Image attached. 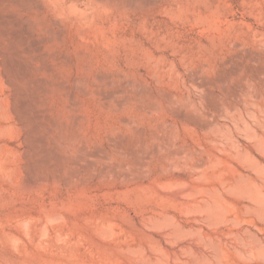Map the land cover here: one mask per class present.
Returning <instances> with one entry per match:
<instances>
[{"label": "rangeland", "instance_id": "obj_1", "mask_svg": "<svg viewBox=\"0 0 264 264\" xmlns=\"http://www.w3.org/2000/svg\"><path fill=\"white\" fill-rule=\"evenodd\" d=\"M10 1L0 264H264V0Z\"/></svg>", "mask_w": 264, "mask_h": 264}, {"label": "bare ground", "instance_id": "obj_2", "mask_svg": "<svg viewBox=\"0 0 264 264\" xmlns=\"http://www.w3.org/2000/svg\"><path fill=\"white\" fill-rule=\"evenodd\" d=\"M8 1L11 2L10 0H8ZM12 1H13V0H12ZM24 1H25V0H24ZM1 2H2V1H1ZM1 2H0V3H1ZM9 2H8V3H9ZM13 2H14V1H13ZM16 2H18V0H17ZM16 2H14V3H16ZM25 2H26V1H25ZM8 3H6V4H8ZM4 4H5V2H4ZM10 4L12 5V2H11ZM10 4H9V6H10ZM17 4H18V3H17ZM20 4L23 5L24 3H20ZM13 5L15 6V4H13ZM22 5H21V7L23 8ZM24 5H25V4H24ZM14 6H13V7H14ZM0 7H1V4H0ZM7 7H8L7 5H6L5 7L2 6L1 9H3V8L7 9ZM21 7H20V8H21ZM8 8H9V10H11V9H10L11 7H8ZM16 8H17V7H16ZM24 8H25V7H24ZM24 8H23V9H24ZM1 9H0V10H1ZM14 9H15V8H14ZM25 9H26V8H25ZM29 9H30V8H29ZM9 10H7V11H9ZM17 10H18V9H17ZM17 10H16V11H17ZM19 10H20V9H19ZM16 11H15V12H16ZM0 12H1V11H0ZM2 12H3V10H2ZM2 12L0 13V26H2V25L4 26V24H9V26H10V23H11V24L13 23V20L11 19V18H12V15H11V18H9V19H8V18L5 19L6 17H4V16H5L6 14L3 15ZM5 12H6V11H5ZM10 12H11V11H10ZM12 12H13V11H12ZM15 12H14V13H15ZM16 13H17V12H16ZM23 13H24V12H23ZM10 14H13V13H10ZM21 14H22V13H21ZM17 15H18V14H17ZM8 16H10V15H8ZM8 16H7V17H8ZM19 16H20V15H19ZM14 17L16 18V16H14ZM15 18H14V19H15ZM17 18H18V17H17ZM26 19H27V18H26ZM16 20H17V19H16ZM23 20H24V19H23ZM23 20H22V21H23ZM18 21H19V20H18ZM22 21H21V22H22ZM19 22H20V21H19ZM21 22H20V23H21ZM28 22H29V21H28ZM15 23H17V22L15 21ZM23 23H25V22H23ZM26 23H27V22H26ZM13 24H14V23H13ZM13 24H12L11 26H13ZM23 25H24V24H23ZM28 25H29V24H28ZM3 26H2V28H3ZM11 26H10V27H11ZM16 26H18V24H16ZM21 26H22V25H21ZM6 27H7V25H6ZM13 27H15V26H13ZM13 27H12V28H13ZM4 28H5V26H4ZM12 28H11V29H12ZM16 28H17V27H16ZM26 28H27V27H26ZM29 28L31 29L32 27H29ZM0 29H1V28H0ZM5 29H6V28H5ZM18 29H19V28H18ZM40 29H41V28H40ZM6 30H7L8 32H10V31H9L10 29H9V30L6 29ZM16 30H17V29H16ZM21 30H22V31H25L26 29H25V30L21 29ZM34 30H35V29H34ZM4 31H5V30H4ZM14 31H15V30H14ZM28 31H29V30H28ZM8 32H7V33H8ZM5 33H6V32H5ZM10 33H11V32H10ZM17 33H18V32H16V34H17ZM1 34H3V32L1 33V31H0V35H1ZM19 34H21V32H20ZM6 35H7V34H6ZM11 35H12V34H11ZM21 35H22V34H21ZM21 35H20V37H21ZM2 36H3V35H2ZM7 36H8V35H7ZM9 36H10V35H9ZM16 36H17V35H16ZM30 36H31V34H30ZM37 36H38V35H37ZM14 37H15V36H14ZM14 37H13V38H14ZM24 37H25V36H24ZM40 37H41V36H40ZM11 38H12V36H11ZM13 38H12V39H13ZM0 39H1V41H2V38H1V37H0ZM3 39H4V38H3ZM38 39H40V38H37V40H38ZM9 40H10V39H9ZM9 40H7V41L4 40V41L8 42ZM28 40H29V39H28ZM1 41H0V44H3V42H1ZM13 41H14V40H13ZM13 41H12V42H13ZM35 41H36V40H35ZM40 41H41V40H40ZM22 42H24V40H22ZM4 44H5V43H4ZM9 44H11V43H9ZM19 45H20V38H16L15 41L13 42V45H12L11 51L7 49V48H8V45H7V44H6V48H5L4 46H1V47H2V48L4 47V49H7V51H9V53H6V56H7V54H9V55L7 56L8 59H7L6 57H5V59L8 60V63H7V64L10 66V70H11V68H12L13 71H14L13 73H15V76L18 77V78H21V80H22V78H24V76H25V74H26L27 71L25 70L24 66L22 65L23 63H22V62L19 63V61L17 60V59H19V58L22 57V56H21V57L18 58L17 55H16V54H18V55L20 54V53H16V51L18 52V49H17V48L19 47ZM21 45H22V43H21ZM35 45H36V44H35ZM23 47H24V46H23ZM30 47H31V46H30ZM20 48H22V46L19 47V49H20ZM37 48H38V47H37ZM40 48H41V47H40ZM9 49H10V48H9ZM16 49H17V50H16ZM29 49H30V48H28V45H27V47H25L24 50H23V49H22V50H23L24 52L26 51V54L28 55V53H29V52H28ZM31 49H32V48H31ZM32 50H33V49H32ZM1 51H3V50H1ZM7 51L4 50V52H7ZM34 51H35V50H34ZM27 52H28V53H27ZM0 53H2V52H0ZM15 53H16V54H15ZM41 53H42V52H41ZM2 54H4V53H2ZM13 54H14V55H13ZM2 56H5V55H2ZM15 56L17 57V59H16ZM24 57H26L25 54H24ZM24 57H23V58H24ZM30 57H31V56H30ZM26 58L28 59V57H26ZM34 58H35V57H34ZM42 58H43V57H42ZM0 59H1V58H0ZM5 59H4L3 62H5ZM21 59H22V58H21ZM29 59H30V58H29ZM22 60H23V59H22ZM25 60H26V59H25ZM0 61L2 62V60H0ZM40 62H41V61H40ZM24 63H25V61H24ZM3 65H4V67H5L6 63H4ZM8 65H7V66H8ZM24 65H25V64H24ZM7 66H6V67H7ZM26 66H27V65H26ZM6 67H5V68H6ZM7 68H8V67H7ZM39 68H41V67H39ZM2 69H3V67H2ZM8 69H9V68H8ZM8 69L3 70V71H7ZM37 69H38V68H37ZM37 69H36V70H37ZM34 70H35V69H34ZM3 71H2V72H3ZM11 71H12V70H11ZM28 71H29V69H28ZM2 72H1V73H2ZM10 73H12V72H10ZM5 74H7V73L5 72ZM1 75H2V74H1ZM7 75H8V74H7ZM11 76H14V74H12ZM5 77H7V76H5ZM9 77H10V76H9ZM35 77H36V76H35ZM10 78H11V80H12V77H10ZM13 79L16 80V78H13ZM24 79H25V78H24ZM29 79H30V78H29ZM32 79H33V78H32ZM6 80H7V79L5 78V82H6ZM15 80H14V81H15ZM17 80H20V79H17ZM21 80H20V82H21ZM25 80H26V79H25ZM36 80H37L36 82H38V78H37ZM8 81H10V80L8 79ZM8 81H7V82H8ZM32 81L35 82L34 80H32ZM5 82H4V83H5ZM16 82H18V81H15V82H14V83H15V86H16V84H17ZM26 82H27V81H26ZM30 82H31V80H30ZM36 82H35V83H36ZM4 83H3V84H4ZM8 83H9V82H8ZM39 83H40V82H39ZM43 83H44V82H43ZM11 84H12V82H11ZM19 84H20V83H19ZM40 84H41V83H40ZM21 85H23V84H21ZM24 85H25V84H24ZM24 85H23V86H24ZM35 85H36V84H35ZM35 85H34V86H35ZM41 85H42V84H41ZM44 85H45V84H44ZM23 86H22V89H23L22 92H25ZM25 86H26V85H25ZM27 86H28V85H27ZM10 87H11V85H10ZM29 88H30V87H29ZM29 88H28V89H29ZM44 88H45V87H43V86H35V87L32 88V89L30 88V89H31V90H30V94H31V93L33 94V96H32V94H31V97H35L36 100L39 99V98H40V95L43 94L44 91H45ZM22 89H21V90H22ZM21 90H20V91H21ZM25 90H26V89H25ZM12 92H13V91H12ZM14 92H15V91H14ZM17 92H18V91H17ZM28 93H29V92H28ZM14 95H15V93H14ZM20 95H21V94H20ZM24 95H25V94H24ZM26 96H27V95H26ZM44 96H45V95H44ZM37 97H39V98H37ZM9 98H10V97H9ZM22 98H23V97H22ZM24 98H25V96H24ZM24 98H23V99H24ZM27 98H28V97H27ZM32 99H34V98H32ZM35 99H34V101H35ZM41 99L43 100L42 97H41ZM26 100H27V99H26ZM42 100H41V101H42ZM38 101H39V100H38ZM39 102H40V101H39ZM44 102H45V101H44ZM13 104H14V103H13ZM20 104H21V105H20ZM20 104H19L20 107H22V109H24V111L27 112V111H26V110H27V102L23 101V102H21ZM11 106H12V105H11ZM13 106H14V105H13ZM16 106H17V105H16ZM16 106H14V108H15ZM28 107H29V105H28ZM31 107H32V105H31ZM11 108H13V107H11ZM14 108H13V109H14ZM16 108H17V107H16ZM7 109H8V108H7ZM32 109H33V108H32ZM32 109H30V110H32ZM34 109H35V108H34ZM38 109H40V108H38ZM13 111H15V110H13ZM28 111H29V110H28ZM21 114H22V113H21ZM25 114H26V113H25ZM30 114H31V113H30ZM38 115H39V114H38ZM38 115H37V116H38ZM18 116H19V115H18ZM24 116H25V115H24ZM28 116H29V115H28ZM39 116H40V115H39ZM31 118H32V117H31ZM36 118H37V117L35 116L34 119H36ZM21 119H23V118H21ZM28 120H29V119H28ZM20 121H21V120H20ZM34 121H36V120H34ZM37 122H38V121H37ZM31 124H32V123H31ZM34 125H35V124H34ZM28 127H29V126H28ZM33 127H34V126H33ZM25 128H27V127H25ZM35 128H36V127H35ZM37 128H38V127H37ZM32 129H33V128H32ZM34 130H35V129H34ZM42 131H43V130H42ZM27 132H28V131H27ZM34 133H35V132H34ZM50 135H51V134H50ZM29 137H30V136H29ZM31 138H32V136H31ZM52 138H53V137H52ZM30 140H31V139H30ZM34 140H35V139H34ZM37 142H38V141H37ZM24 143H25V142H24ZM29 143H30V142H29ZM31 143H32V142H31ZM40 148H41V147H40ZM37 151H38V150H37ZM42 153H43V152H42ZM43 154H44V153H43ZM26 155H27V154H26ZM27 157H28V156H27ZM43 157H44V156H43ZM36 162H37V161H36ZM39 162H41V161H39ZM191 172H192V171H191ZM168 183H169V182H168ZM175 183H176V182H175ZM175 185H176V184H175ZM169 186H170V185H169ZM178 186H179V185H178ZM228 187H229V186H228ZM185 188H186V187H185ZM229 188H230V187H229ZM227 190H228V188L226 189V191H227ZM231 190H232V189H231ZM229 191H230V190H229ZM235 191H236V190H235ZM245 191H246V190H245ZM256 193H257V191H256ZM259 193H260V192H259ZM188 195H189V194H188ZM190 195H191V194H190ZM239 195H240V194H239ZM239 195H238V196H239ZM244 195H245V194H244ZM183 196H185V193H184ZM241 196H242V195H241ZM256 196H257V194H256ZM256 196H255V198H256ZM262 196H263V195H262ZM262 196H261V197H262ZM249 197H250V196H249ZM186 198H187V197H186ZM245 198H246V197H245ZM253 198H254V197H253ZM250 200H251V199H250ZM253 201H254V200H253ZM259 201H260V200H259ZM250 202H251V201H250ZM214 203H216V202H214ZM184 209H185V208H184ZM196 209H197V208H196ZM203 210H204V209H203ZM205 210H206V209H205ZM188 212H189V211H188ZM193 212H194V211H193ZM221 212H223V211H221ZM189 213H190V212H189ZM208 213H209V212H208ZM212 213H213V212H212ZM212 213H211V214H212ZM224 213H225V212H224ZM226 213H227V212H226ZM180 214H181V213H180ZM184 214H185V213H184ZM186 214H187V213H186ZM193 214H194V213H193ZM204 214H205V213H204ZM209 214H210V213H209ZM185 216H186V215H185ZM218 216H219V215H218ZM203 217H204V216H203ZM256 217H257V216H256ZM211 218H212V217H211ZM171 219H172V218H171ZM171 219H170V220H171ZM258 219H260V218H258ZM258 219H257V220H258ZM170 220H168V221H170ZM194 220H196V218H195ZM221 220H223V219H221ZM156 221H157V220H156ZM164 221H165V220H164ZM173 221H174V220H173ZM159 222H160V221H159ZM165 222H166V221H165ZM210 222H211V221H210ZM233 222H234V221H233ZM149 223H150V222H149ZM154 223H155V222H154ZM161 223H162V222H161ZM167 223H168V222H167ZM170 223H171V222H170ZM220 223H221V225H222V221H221ZM223 224H224V223H223ZM164 225H166V224L164 223ZM173 226H174V225H173ZM207 226H208V225H207ZM209 226H210V225H209ZM212 226H213V225H212ZM154 227H155V226H154ZM154 227H153V228H154ZM158 227H159V226H158ZM166 227H167V226H166ZM179 230H180V229H179ZM184 230H185V229H184ZM186 230H187V229H186ZM186 230H185V231H186ZM188 230H189V229H188ZM190 230H191V229H190ZM196 231H197V230H196ZM182 232H183V231H182ZM191 232H192V231H191ZM172 233H173V232H172ZM178 233H179V232H178ZM190 234H191V233H190ZM174 235H175V233H174ZM174 235H173V236H174ZM181 235H182V234H181ZM168 236L170 237V235H168ZM165 237H166V236H165ZM171 237H172V236H171ZM168 240H169V239H168ZM159 247H160V246H159ZM186 248H187V247H186ZM212 248H213V247H212ZM215 248H216V247H215ZM233 248H234V245H233ZM188 249H189V248H188ZM158 250H159V249H158ZM160 250H161V249H160ZM216 250H217V249H216ZM218 250H219V249H218ZM242 250H243V249H242ZM249 250H250V249H249ZM182 251H183V250H182ZM187 251H188V250H187ZM187 253H188V252H187ZM185 254H186V253H184V255H185ZM245 255L247 256V254H245ZM261 256H262V255H261ZM189 257H190V256H189ZM216 257H217V256H216ZM238 257H239V256H238ZM250 257H251V256H250ZM217 258H218V257H217ZM218 259H219V258H218ZM240 259H241V258H240ZM247 259H248V258H247ZM173 260H174V259H173ZM216 260H217V259H216ZM203 261H205V260H203ZM205 262H207V261H205ZM209 262H210V261H209ZM183 263H184V262H183ZM184 264H186V262H185ZM204 264H205V263H204ZM219 264H220V263H219Z\"/></svg>", "mask_w": 264, "mask_h": 264}]
</instances>
